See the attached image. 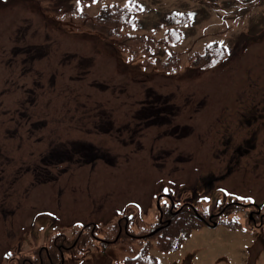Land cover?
<instances>
[{"label": "rangeland", "instance_id": "obj_1", "mask_svg": "<svg viewBox=\"0 0 264 264\" xmlns=\"http://www.w3.org/2000/svg\"><path fill=\"white\" fill-rule=\"evenodd\" d=\"M130 2L97 29L103 9ZM149 89L181 110L177 122L133 118ZM103 102L116 120L105 133L92 117ZM75 140L118 161H39ZM37 169L54 182L34 185ZM166 191L208 223L193 214L198 228L170 252L169 229L152 232ZM92 222L110 239L125 229L75 247ZM62 249L64 264H118L144 249L158 264H264V0H0V264H49Z\"/></svg>", "mask_w": 264, "mask_h": 264}, {"label": "trees", "instance_id": "obj_2", "mask_svg": "<svg viewBox=\"0 0 264 264\" xmlns=\"http://www.w3.org/2000/svg\"><path fill=\"white\" fill-rule=\"evenodd\" d=\"M136 3L130 2L128 6H123L120 8L113 7L112 9L105 8L101 14L97 15L96 18V27L97 29H103L106 27L108 23V18H111V15L114 12L120 11L123 13L129 14L132 9H135ZM117 12V13H120ZM131 19V17H130ZM198 60L192 59L191 63L193 66L198 65ZM168 96H163L159 94H152L151 89L148 90V96L145 100V103L135 111L133 118L135 120H139L141 123L145 125V127H152V126H164L170 125L173 121H175L180 113L179 108L169 106L171 101L170 98H166ZM77 98V97H76ZM169 100V101H168ZM95 110L94 115L92 116L95 122L96 128L100 129L105 133L106 131L111 132L113 126L116 125V120L114 118V112L109 110L106 102L102 104H94ZM92 106V107H94ZM85 107V105L83 106ZM127 129H130V125ZM135 132L131 130V135L134 136L136 134V128H133ZM188 134H183L181 137L187 136ZM63 145L56 146L53 149H49L44 155L41 157V161L44 164L50 165V163H55L59 161L69 162L68 159H74L76 156H79L85 160L89 158L91 162H93L96 158H103L108 163H115V159L112 158V155L107 152H103V147H96L93 144L84 143L79 140L75 141H67L62 143ZM64 147L65 149H62ZM65 150V153L63 152ZM109 155V156H108ZM47 166V165H45ZM55 178L47 172L46 169H37L34 174V181L36 183H47ZM184 224L182 222H175L168 231L169 236H166L168 239L167 244L165 245L166 249H175L176 245H178L183 237L188 234V232L196 227V224L191 222L190 218H187ZM183 226H188L187 232L180 236V233L185 229ZM184 228V229H183ZM129 261H125L121 264H131ZM135 260L138 264H157L156 257L153 255L148 254L146 251H143L139 257ZM141 260V261H140Z\"/></svg>", "mask_w": 264, "mask_h": 264}, {"label": "flooded vegetation", "instance_id": "obj_3", "mask_svg": "<svg viewBox=\"0 0 264 264\" xmlns=\"http://www.w3.org/2000/svg\"><path fill=\"white\" fill-rule=\"evenodd\" d=\"M85 107H86V105H85ZM131 145L133 146L132 143H131ZM237 147H239L238 149H240V148H243L244 146L238 145ZM243 150H247V148H243ZM227 170H230V169L227 168ZM225 178L226 177H224L223 175H222V177H220V179H222V180H224ZM214 179L220 180L218 177H215ZM209 184H211V183H209ZM234 195L239 197L240 193L234 192ZM167 199H168V203L166 205H163V204L160 205V209L158 211V227L156 226L152 230V232L154 231V233H158L161 230L166 229L172 223V221L177 220V218L184 219L186 217L193 216V214L196 215V212L193 209V207L195 208V204L193 202L187 203V206H178L177 198H173V199L167 198ZM185 209H187V210H185ZM119 212H124V211L122 209H120ZM221 212L224 213V211H221ZM124 213H125V215H122L121 217L129 219L127 213L126 212H124ZM199 213H200L201 217L205 218V215H202L201 212H199ZM211 215L213 216V214H211ZM207 216H209V215H207ZM128 225H129V223H128ZM117 229H118V231H114L115 232L114 237L110 239L107 237H102V236L97 235L96 234V227H95V224L93 222L90 224H83L81 227V230L79 232H77L76 234H74L75 237L73 240L74 241L73 245L76 247V246L81 245L83 243L87 244V242L91 243L93 241H98L101 243L117 242L122 237L123 230L125 229V226H123L122 223H119V225L117 226ZM126 233L128 235H131L128 228H126ZM148 234H150V232L146 233V234H139L135 238L136 239H142L143 237H145ZM64 236L65 235H63V237ZM66 241H67V243L63 244L65 247H63V246H61V247L64 249L66 248V250H68L71 248L72 241H70L69 239H66ZM54 254H55V252H54ZM61 254H64L63 249H62V252L61 251H60V253L58 252V255H61ZM47 261L49 262V264H60L58 262H55V259L53 258L51 251H48ZM39 262H40V264H42V263L44 264L45 261H44V259H40Z\"/></svg>", "mask_w": 264, "mask_h": 264}]
</instances>
